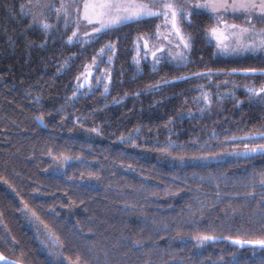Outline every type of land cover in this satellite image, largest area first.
<instances>
[{"label":"trees","instance_id":"16d2710c","mask_svg":"<svg viewBox=\"0 0 264 264\" xmlns=\"http://www.w3.org/2000/svg\"><path fill=\"white\" fill-rule=\"evenodd\" d=\"M20 4L0 0V254L53 264L35 236L42 228L71 263L261 264L259 246L232 258L240 249L227 238H264V155H228L264 143L238 139L264 132V98L247 92L264 84V54H215L210 16L193 11L182 23L187 62L153 65L150 52L138 66L134 40L155 18L69 44L30 27ZM105 44L115 47L107 92L73 96ZM199 235L216 239L197 250Z\"/></svg>","mask_w":264,"mask_h":264},{"label":"snow or ice","instance_id":"6c2138e0","mask_svg":"<svg viewBox=\"0 0 264 264\" xmlns=\"http://www.w3.org/2000/svg\"><path fill=\"white\" fill-rule=\"evenodd\" d=\"M193 10L197 12L204 10L215 21L214 24L205 28L204 32L208 42H214L216 49L221 53L264 52V27L256 28L252 23L254 16L264 20V0H183V2L181 0H59L58 5L54 3V0H27V3H21L19 7L22 16L30 17L29 26H38L45 34L54 27L47 22V16L50 13H55L58 22L62 20L65 29L74 24L71 34L67 36V42L69 44L77 42L82 45L90 43L99 35L120 26L162 17L163 25H156L157 31L154 35L162 38L168 47L156 48L155 51H152L147 40H144L143 44L145 55L151 51L154 65L159 64L162 59L175 61L179 65H184L187 62V53L192 46V37L190 34H185L180 25L182 22H191L190 16ZM226 15L244 16L246 26L227 23L224 20ZM81 24L90 31H81ZM161 27L167 29L163 34L159 31ZM138 39H143V37ZM106 51L115 53V47L112 44L102 46L96 55L92 57V64L96 65V56L102 58ZM111 60L112 57L109 56L107 62L110 64ZM133 60L139 65L138 56H134ZM84 68V73L77 77L76 91L72 93L73 96H76L77 92L86 85L91 87L89 77L92 76V72L89 70L88 65H85ZM100 71L101 75L95 77V79L97 83L104 82V90L107 92L109 73L104 69ZM244 71L255 74L257 70L246 69ZM260 73L264 75V69H261ZM193 75H210V73H195ZM187 78L178 77V79ZM162 83H168V81H162ZM247 92L250 97L264 98V84L259 87H248ZM201 98L205 105L210 103L206 93L202 94ZM37 101H39L38 97ZM36 119L43 121L42 116H38ZM229 139L235 141L237 138L232 137ZM238 139L241 142L244 140L264 141V132L251 131ZM231 154L245 157H251L254 154L264 155V143L257 144L253 142L251 146L244 144L242 152L234 150ZM64 159L66 160L67 157H64ZM260 176V186L264 188V173H261ZM258 204H264V200L258 201ZM27 207V204H24V208L27 209ZM261 213L264 215V209H261ZM31 215L35 217L34 212ZM36 218L38 219V217ZM194 239L203 244L209 240L214 241L216 237L199 235ZM227 239H231L235 245L259 246L264 251V238L244 240L238 237H228ZM133 244L137 245L139 241H133ZM0 262H3V264H19L18 261L7 260L2 254H0ZM261 264H264V259H262Z\"/></svg>","mask_w":264,"mask_h":264},{"label":"rangeland","instance_id":"374dc122","mask_svg":"<svg viewBox=\"0 0 264 264\" xmlns=\"http://www.w3.org/2000/svg\"><path fill=\"white\" fill-rule=\"evenodd\" d=\"M181 2H183V0H181ZM21 3H27V0H21ZM54 3H56L58 5L59 4V0H54ZM193 11H195V10H193ZM200 11H203V12L207 13L204 10H200ZM29 19H30V17H29ZM224 20L227 23H229V24H238V25H245L246 26V24H245V18L242 15H226V16H224ZM47 22L50 23V24H52L54 26L52 29L49 30V32L47 34H50V33L52 34L54 32L64 33V34H66L65 35L66 36L65 37V41L67 42V36L71 34L72 27H74L75 25L74 24L73 25H70L67 29H65L64 26H63L62 20L59 21V22L56 20V17H55V13L54 12L53 13H50L47 16ZM182 23L180 25L181 28L183 27ZM214 23H215V21L213 19H211V24L209 26H211ZM252 23L255 25L256 28H262V27H264V20L258 19L255 16L252 18ZM158 24L163 25V18L162 17L159 18V19H156L155 29H154V32L151 35L141 36V37H143V39H138L139 37H137L134 40V43H133L134 56H138V58L140 60V63L143 62L144 60L147 61L149 59L148 58V55L151 52V51H149L147 53V55H145V51L143 50L144 40H147L148 41V45H149V48L151 50H154L156 47H159V46H162V48H167L168 47L167 43L165 41H163L162 38L157 37V36L154 35V33H156V31H157L156 25H158ZM80 28H81V31H90V29H86L83 24L80 25ZM182 30H183V32L185 34H187L184 31L183 28H182ZM159 31L163 34L164 32L167 31V29L161 27L159 29ZM207 41H208V39H207ZM210 44L213 47L214 53L215 54H218V55H234V56H239V55L246 54V53H238V54H231V53H229V54H224V53H221L219 50L216 49V46H215V43L214 42L213 43H210ZM138 48H139V51H138ZM188 53H187V58H188ZM249 53H251V52H249ZM255 53H262V54H264V52H255ZM165 55H166V53H165ZM109 56L112 57L113 56V53L106 51L103 54V57L102 58H101V56H96V59H97V64L96 65H93L92 64V60L89 63L86 64V65L89 66V70L92 72V76L89 77V81H90L91 87H88L86 85L85 87L81 88L80 91L77 92V94H81V93H84L85 94V93H88V92H90V90H92L95 87H100V90L102 92H105V90H104V82L97 83L95 77H99L101 75V71H100L101 69L106 70L109 73V79H108V86H109V83H110V68H111V63H112V60H111V63L110 64L107 62ZM150 56H152L151 53H150ZM163 60H166V61H168L170 63H173V64H177L175 61H170L169 59H162L161 61H163ZM150 61L154 65V63H153V57L150 59ZM133 62L135 63L134 60H133ZM140 63H139V65H140ZM84 71H85V68H83V70L81 71V73L78 76H80L82 73H84ZM76 85H77V78L75 79V82H74V91H76ZM107 90H108V88H107ZM204 93H206L208 95L209 100H210V94L208 92L202 90L201 91V94H204ZM202 104H203V106L209 105V104L205 105L204 102H203V100H202ZM228 156L229 157H236L237 155H233V156L228 155ZM226 157H227V155H223V156H212V157H209V161L210 160H214V159H218V158H226ZM35 236H36V238H37V240H38V242L40 244L41 249L49 257L48 259L50 260L51 263H53V264H78V263H71L68 260H66L65 258H62V256L60 255L59 249H58L59 246L57 247L58 244H56L57 242H56L55 238L48 231H46V230H44L42 228H40V229L37 230V228H36L35 229ZM211 241L212 240H209V241L204 242L203 244H200L197 240H195L193 238L194 249H197V250L198 249H201L203 246H205L206 244H208ZM230 243L233 244L232 241H230ZM237 247L240 250L238 252L234 253L232 255V258H234V257H236V256H238L240 254H243L242 248L244 247V245H242V246L241 245H237ZM256 253H258V249H251L249 251V254L250 255H253V254H256Z\"/></svg>","mask_w":264,"mask_h":264},{"label":"water","instance_id":"95a60500","mask_svg":"<svg viewBox=\"0 0 264 264\" xmlns=\"http://www.w3.org/2000/svg\"><path fill=\"white\" fill-rule=\"evenodd\" d=\"M152 55V54H151ZM4 256V255H3ZM5 257V256H4ZM7 260H12V259H9V258H7V257H5ZM15 261V260H14ZM0 264H3V262H0ZM19 264H22V263H20L19 262Z\"/></svg>","mask_w":264,"mask_h":264}]
</instances>
